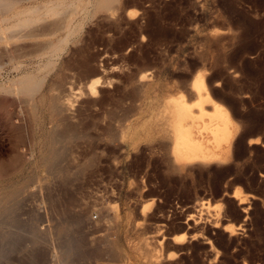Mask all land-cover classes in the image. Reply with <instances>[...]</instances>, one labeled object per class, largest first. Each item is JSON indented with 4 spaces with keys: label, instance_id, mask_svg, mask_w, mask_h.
Masks as SVG:
<instances>
[{
    "label": "rangeland",
    "instance_id": "obj_1",
    "mask_svg": "<svg viewBox=\"0 0 264 264\" xmlns=\"http://www.w3.org/2000/svg\"><path fill=\"white\" fill-rule=\"evenodd\" d=\"M12 1L0 264H264V0ZM166 99L219 160L176 164Z\"/></svg>",
    "mask_w": 264,
    "mask_h": 264
},
{
    "label": "bare ground",
    "instance_id": "obj_2",
    "mask_svg": "<svg viewBox=\"0 0 264 264\" xmlns=\"http://www.w3.org/2000/svg\"><path fill=\"white\" fill-rule=\"evenodd\" d=\"M113 0H104L97 5L104 6V7H111ZM13 1L12 0H0V13L4 9H8L11 7ZM63 4V3H62ZM61 3H56L52 6H46L44 9L46 10L45 14L49 13H57L59 10L58 8L62 6ZM75 3H72L74 5ZM39 7H36L33 10H38ZM30 11V10H29ZM7 12V11H6ZM7 19V17L0 18V29H12L13 27H19L21 25H27L30 22L36 21L40 19V17H24L22 19H19L18 21L5 25L2 22ZM25 30V29H23ZM28 30V29H26ZM12 31V30H11ZM20 32V31H19ZM36 32V31H35ZM12 36V35H11ZM8 37V36H7ZM65 41V39H63ZM52 50L54 53L57 54L59 51L58 48L52 47ZM55 55V54H54ZM14 82L13 79L7 80L5 83L0 84V88H10L12 83ZM22 82V80H21ZM42 83V82H41ZM94 89H96V84H93ZM192 86L194 91L196 92V98L206 97L209 99V95L206 92L205 83L203 81V78L201 76L195 77V79L192 82ZM33 90V89H28ZM91 92V91H90ZM93 92V91H92ZM96 92V91H94ZM93 92V93H94ZM62 104V103H60ZM66 104V103H64ZM175 104V105H174ZM174 105V106H172ZM179 105V106H176ZM67 106V105H66ZM176 106V108H175ZM200 107H203L201 104V101L199 103ZM65 107V106H64ZM66 108V107H65ZM184 106L181 101L176 102L172 101L171 99H166L163 103V113H164V122L162 124H167L168 127L165 128V130L168 133V136L172 139V143H170V147L174 150V161L177 165H183L182 163H194L197 161L200 162H211V161H217L219 160V155L216 154L214 151H211L209 148H207L203 142L199 139H195L193 137V134L189 128H185L180 121L182 120L183 115L185 114ZM69 108L67 107L68 110ZM81 113V112H80ZM216 132V139L217 141L221 140H229V134L225 127H218ZM176 137V138H175ZM171 161V160H170ZM237 195V193H236ZM241 196V195H240ZM185 235H181L178 238H175L176 241L182 242L185 240Z\"/></svg>",
    "mask_w": 264,
    "mask_h": 264
},
{
    "label": "snow or ice",
    "instance_id": "obj_3",
    "mask_svg": "<svg viewBox=\"0 0 264 264\" xmlns=\"http://www.w3.org/2000/svg\"><path fill=\"white\" fill-rule=\"evenodd\" d=\"M137 15H139V13L135 9L129 10V12H128V16L130 18H135V16H137ZM100 83L101 82L99 80L95 81L96 85H99ZM89 88H90V91L94 92L95 89L93 88L92 85H90ZM145 207H147V206H145Z\"/></svg>",
    "mask_w": 264,
    "mask_h": 264
},
{
    "label": "built area",
    "instance_id": "obj_4",
    "mask_svg": "<svg viewBox=\"0 0 264 264\" xmlns=\"http://www.w3.org/2000/svg\"><path fill=\"white\" fill-rule=\"evenodd\" d=\"M2 68H3V65H2V63L0 62V70H2Z\"/></svg>",
    "mask_w": 264,
    "mask_h": 264
}]
</instances>
